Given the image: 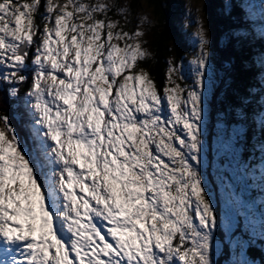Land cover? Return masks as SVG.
Returning <instances> with one entry per match:
<instances>
[{"label":"snow or ice","instance_id":"6c2138e0","mask_svg":"<svg viewBox=\"0 0 264 264\" xmlns=\"http://www.w3.org/2000/svg\"><path fill=\"white\" fill-rule=\"evenodd\" d=\"M220 2L160 80L123 0H0V264H264V0Z\"/></svg>","mask_w":264,"mask_h":264},{"label":"trees","instance_id":"16d2710c","mask_svg":"<svg viewBox=\"0 0 264 264\" xmlns=\"http://www.w3.org/2000/svg\"><path fill=\"white\" fill-rule=\"evenodd\" d=\"M206 1L203 5V10L206 14L208 26L217 37V34L221 32L220 29L223 31L227 24L222 14L223 6L220 0ZM142 2L150 9L154 23L151 27L152 38L149 49L152 53V58L141 62L140 67L144 68L154 77L162 80L165 61L172 57L176 59L184 51L189 50L186 38L173 18V11L177 7V0H129L128 4L131 5L135 13ZM233 14H239V9L235 6L233 7ZM215 41L217 40L215 39ZM216 51L219 61H223L235 54L231 49L219 47L216 48ZM252 75L253 73L251 72H244L240 75L239 79L246 86L251 81ZM25 88L26 86L20 89L21 93L25 91Z\"/></svg>","mask_w":264,"mask_h":264},{"label":"rangeland","instance_id":"374dc122","mask_svg":"<svg viewBox=\"0 0 264 264\" xmlns=\"http://www.w3.org/2000/svg\"><path fill=\"white\" fill-rule=\"evenodd\" d=\"M205 1L206 0H177V7L173 11L174 21L179 25L182 33L184 34V36L186 38V43L188 44V47H189V50L184 51L176 59L183 58L186 65H187L188 59L190 58L192 52L194 51V44H193V41L191 39V33L193 32L195 25H194V23L192 24V26H189V27H185V25L188 24L190 21H195L197 16H199L200 18H202L205 21V27L209 30V32L212 36V62L214 64H216L217 66L220 65V63L222 62V61H219V56L217 55V51H216L218 44H217V41H215V39L217 40L219 33L217 34V37H216L213 30L208 26L206 14L203 10V5L205 4ZM123 2L128 4L129 0H123ZM197 8L200 9L199 13H197L195 11ZM135 13H139L141 15H146L147 18L150 21H152V25H153L154 21H153L151 11L145 5V3L142 2L141 6L138 8V10ZM152 25H151V27H152ZM151 27L148 28L146 26V28H145L144 39L147 40V44L145 45V47L148 50L150 49V41L152 38ZM220 31L222 32L221 29H220ZM215 42H216V45H215ZM173 59H175V58H173Z\"/></svg>","mask_w":264,"mask_h":264}]
</instances>
